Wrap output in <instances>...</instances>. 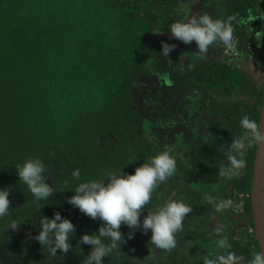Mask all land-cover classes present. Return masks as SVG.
Returning a JSON list of instances; mask_svg holds the SVG:
<instances>
[{
  "label": "trees",
  "instance_id": "1",
  "mask_svg": "<svg viewBox=\"0 0 264 264\" xmlns=\"http://www.w3.org/2000/svg\"><path fill=\"white\" fill-rule=\"evenodd\" d=\"M179 1L0 0V189H12L11 218L21 224L12 230L8 218L0 220L2 264H83L91 246L78 241L98 232L102 222L67 203L74 188L80 182L106 181L110 172L134 174L136 167L165 149L176 160V172L154 190L141 221L147 211L169 200L189 208L192 215L177 238L176 251L161 253L150 245L151 230L147 234L137 230L127 239L131 230L122 225L127 242L104 264H204L207 258L229 253L251 264L260 252L250 198L256 143L245 151L238 176L229 180L219 170L227 165V145L243 135L240 120L247 115L259 124L264 87L252 66L247 71L241 68L244 74L233 72L232 81H227L224 77L231 78L226 72L231 69L215 58H241L251 64L264 50V38L258 45L253 35L264 31V0H224L223 22L237 20L232 25L236 49L226 53L214 47L209 52L213 57L194 64V78L201 86L206 83L220 93L242 91L254 106L224 113L231 121L225 137L184 151L164 135L157 140V132L134 108L133 97L136 83L151 76L152 59L159 54L158 44L150 45L151 36L156 34L161 46L172 23L187 22L196 12L195 0H187V11L180 9ZM202 63L207 71H199ZM212 65L219 76H212ZM171 76L180 82L176 72ZM181 86L173 91L178 102ZM33 157L45 163L46 178L54 188L49 200L38 206L15 169ZM75 170L80 171V180L72 178ZM239 194L249 196L244 217L234 218L229 207L216 211V204L238 201ZM57 212L76 231L73 248L52 257L34 237L40 218ZM221 240L230 247L219 246Z\"/></svg>",
  "mask_w": 264,
  "mask_h": 264
},
{
  "label": "clouds",
  "instance_id": "2",
  "mask_svg": "<svg viewBox=\"0 0 264 264\" xmlns=\"http://www.w3.org/2000/svg\"><path fill=\"white\" fill-rule=\"evenodd\" d=\"M236 23L235 19L224 23L214 20L206 13L194 14L187 22L172 23L168 32L171 38L186 45L195 42V55L200 60H205L214 47H222L226 53L235 51L236 40L232 25ZM253 35L259 45L261 38H264V31H254ZM174 48L175 45L164 43L163 55L167 57ZM240 127L244 130L243 135L232 140L227 150L228 164L219 170V175L229 180L238 176L239 170L244 167L243 156L248 146L251 143L264 144V123L258 124L256 120L245 115L240 120ZM176 167V160L165 149L136 167L134 174L110 172L106 181L80 182L74 188V195L68 198L67 203L85 216L102 222L98 232L84 234L78 241L79 245L91 246L83 264H104V259L110 253L124 245L127 241L120 231L122 225L131 230L127 239L134 238L137 230L143 234L151 230L150 245L155 246L161 253L172 254L176 251L177 238L183 233L185 222L192 215L189 208L169 200L154 211H147L141 221L154 190L174 175ZM15 169L18 181L26 185L33 203L37 206L53 195L54 188L45 175L46 165L39 157L26 159L22 164H17ZM72 178L80 180V171H73ZM65 184L67 185V181ZM11 192L10 188L0 189V220L8 218V229L15 230L21 224L11 218ZM246 196L249 197L248 194ZM229 206V201H221L215 207L219 212ZM75 231L74 224L57 212L52 218H40L38 234L34 239L50 256L55 257L58 253L67 254L73 248L71 239ZM219 246L230 247L226 240H221ZM204 264H241V257L229 253L226 257L207 258ZM251 264H264V250L254 254Z\"/></svg>",
  "mask_w": 264,
  "mask_h": 264
},
{
  "label": "flooded vegetation",
  "instance_id": "3",
  "mask_svg": "<svg viewBox=\"0 0 264 264\" xmlns=\"http://www.w3.org/2000/svg\"><path fill=\"white\" fill-rule=\"evenodd\" d=\"M182 1L185 3L188 2L187 0ZM195 1L198 2L196 11L203 10V14L206 13L211 15L214 20L223 22L226 12V8L222 3L224 0ZM216 1H218V3ZM204 2L209 3V6L206 7L207 9L202 7V3ZM194 14H196V12ZM166 43L175 45L173 51L165 57L162 52V47H160L158 43L157 49L159 54L152 59L150 65L151 76L140 80L145 81V79L155 78L156 82L153 86L155 87L154 92L153 95L150 96L154 99L155 103L150 102L148 97L147 100H141L140 98L138 100L134 99V105L141 103V105L135 106L134 108L140 110L141 116L147 122L148 126L151 127L152 131L157 132L158 135L156 138L158 141L161 139L162 135H164L163 139L182 151H184L185 147L189 146L200 149L201 144H211L214 142L215 137L218 139V137L226 136V128L229 127L231 121L227 120L230 118L228 116L226 117L224 113H228L236 108L246 110L247 106L252 107L255 102L252 103L248 98V94L242 91L230 89L229 91L225 90L224 93H220L215 92L214 89L206 83L204 86H201L202 82L194 78V64L200 61L197 55H195L197 52L195 42L186 45L179 40L173 39ZM210 57L213 56L209 54L207 58ZM259 58L264 61V50L255 55L254 61L251 64L241 58H237L238 60H236L235 58L230 59L228 56H222L221 58L216 57L215 59L222 62L223 65L225 64L227 69H231L226 71L231 73V78H229V74L227 77H224L227 81H232V76H234L233 72L244 74L241 68L247 71L252 66V69L256 72V76L260 77V86L264 87V68H254V63ZM206 59L201 60V62L207 61ZM202 65L199 71H207V69L204 68V63H202ZM216 69V66L212 67L213 77L219 76ZM171 72H176L178 74L180 82L172 80ZM179 83L182 86L178 93L181 101L179 100L178 102L174 100L176 92L173 93V91ZM226 85L230 86V84ZM134 90L133 97L135 95ZM145 103L146 106L144 105ZM179 103L183 104V106ZM230 145L229 143L227 148H229ZM186 156L187 154H185V157ZM225 158H227V155ZM243 159L245 161V156H243ZM225 163L228 164V161ZM229 189L231 190V186Z\"/></svg>",
  "mask_w": 264,
  "mask_h": 264
},
{
  "label": "water",
  "instance_id": "4",
  "mask_svg": "<svg viewBox=\"0 0 264 264\" xmlns=\"http://www.w3.org/2000/svg\"><path fill=\"white\" fill-rule=\"evenodd\" d=\"M209 6L204 2V9ZM203 10L196 11V14H203ZM211 16V15H209ZM171 34H165L161 46L167 41H171ZM264 123V100L260 113V122ZM251 206L256 238L260 251L264 250V144L256 143V153L254 160V170L251 186Z\"/></svg>",
  "mask_w": 264,
  "mask_h": 264
},
{
  "label": "rangeland",
  "instance_id": "5",
  "mask_svg": "<svg viewBox=\"0 0 264 264\" xmlns=\"http://www.w3.org/2000/svg\"><path fill=\"white\" fill-rule=\"evenodd\" d=\"M215 1V0H214ZM218 3V1H216ZM179 5H180V9L183 11H187L189 10L188 5H186V3L184 4V1H179ZM202 7H204V3H202ZM156 36V34H154ZM151 36L150 39V45L151 44H158V38L157 36ZM158 46V45H157ZM254 68L260 69V68H264V61L261 60L260 58L254 63ZM156 80L155 78L153 79H145V81H140L139 83H136V88L134 90L135 95H134V99H146L148 97V100L150 102H154V99H152V97H150L151 95H153L154 92V84H155ZM155 103V102H154ZM141 105V103H139L138 105L135 106H139ZM245 198H247L246 194H239L238 195V201L235 200H229L230 202V213L235 217V218H242L244 217L246 214V209H245ZM248 221V220H247ZM247 227L248 225H244V228ZM251 228H249L250 231ZM241 264H246L244 261L241 262Z\"/></svg>",
  "mask_w": 264,
  "mask_h": 264
}]
</instances>
